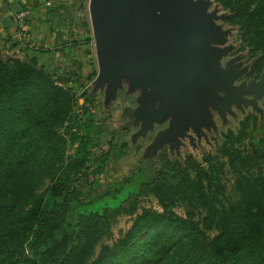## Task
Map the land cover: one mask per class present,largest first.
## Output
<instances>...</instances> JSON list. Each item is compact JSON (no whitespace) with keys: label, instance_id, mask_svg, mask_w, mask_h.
Returning <instances> with one entry per match:
<instances>
[{"label":"trees","instance_id":"obj_1","mask_svg":"<svg viewBox=\"0 0 264 264\" xmlns=\"http://www.w3.org/2000/svg\"><path fill=\"white\" fill-rule=\"evenodd\" d=\"M214 1L262 67L264 0ZM94 115L36 59L0 53V264H264V139L236 146L244 134L206 164L164 162L151 184L138 189L127 177L84 202L83 190L120 158L113 142L94 153L102 132ZM149 196L162 213L140 211ZM123 215L132 226L105 244Z\"/></svg>","mask_w":264,"mask_h":264},{"label":"water","instance_id":"obj_2","mask_svg":"<svg viewBox=\"0 0 264 264\" xmlns=\"http://www.w3.org/2000/svg\"><path fill=\"white\" fill-rule=\"evenodd\" d=\"M88 12L98 69L91 87L106 103L121 92L141 96L134 112L143 130L170 120L153 151L222 111L226 98L217 94L228 96L234 82L230 63L223 69L234 28L222 23L229 13L214 0H89Z\"/></svg>","mask_w":264,"mask_h":264},{"label":"flooded vegetation","instance_id":"obj_3","mask_svg":"<svg viewBox=\"0 0 264 264\" xmlns=\"http://www.w3.org/2000/svg\"><path fill=\"white\" fill-rule=\"evenodd\" d=\"M222 23L234 28L235 36L231 38L236 41L231 42L234 49L223 60L224 70L230 63L228 74L234 77V82L227 88L228 96L224 92L217 94L220 99L226 98L221 102L222 111L212 109L210 119L197 131L192 127L183 128L157 151L151 149L153 142L168 131L170 120L152 122V127L146 126L143 130L142 121L136 123L138 121L134 112L139 108L138 99L141 96L121 92L106 103L102 92L94 91L91 85L85 88L84 104L102 114L99 122L101 143L94 153H108L110 143L117 140L116 149L120 158L116 162L136 156L137 170H133L129 177L138 189L142 184L154 181L164 162L185 169L192 161L206 164L208 158L218 156L224 146L230 147V144L241 140L239 138L244 134H248V139L236 146L248 145L250 140L257 144L264 139V65L260 67L251 51L242 47L238 28L230 26L226 20ZM232 99L234 102L230 103ZM159 105L160 99L155 102L153 112L159 110Z\"/></svg>","mask_w":264,"mask_h":264},{"label":"rangeland","instance_id":"obj_4","mask_svg":"<svg viewBox=\"0 0 264 264\" xmlns=\"http://www.w3.org/2000/svg\"><path fill=\"white\" fill-rule=\"evenodd\" d=\"M64 2H73L71 7H73V4L78 7V5L82 4L83 9L78 10V19H79V38L74 37L73 42L78 43L76 44L74 48V53H72V57H69V62L66 63V56L67 54L63 55L67 49L66 41L67 38V32L64 29V24H62V21L59 20L57 17L51 16L52 20L49 22L48 29H52L53 32H55V45L52 46L51 42L47 44V46L43 47V45H33L30 43H26L27 39V22L28 19L25 23L24 27V36L22 39L13 40L9 41V47L7 49H1L0 48V53L4 56H11L15 58H19L20 60H28V59H36L39 63V67L44 68L41 66L39 59V55H34L36 51H43L44 49L47 50V53L51 54L53 52L58 51L59 54H61L59 57V66L54 70L53 72H48L55 79L59 80V82L64 83L65 86L72 87L74 92L77 93L78 100H79V105H84V98L83 92L85 91V88L90 86L92 81L94 80V75L97 72V61H96V53H95V45H94V40H93V35H92V30H91V25H90V18H89V12H88V3L89 0H63ZM71 4V3H70ZM64 7V6H63ZM72 9V8H70ZM65 13V11H64ZM63 14V13H62ZM88 25L89 31L86 33H83L82 26ZM226 27H229L228 25L225 24ZM75 28V29H74ZM74 30H77L76 26H74ZM57 29V30H56ZM56 30V31H55ZM19 31V34L21 33V28L17 26V31ZM52 34V33H51ZM235 36V35H234ZM233 36V38H234ZM86 40H84V38ZM232 38L230 39V42H232ZM24 43V46H20V44ZM233 43H236L234 41ZM79 46V50H78ZM13 47H20L21 50H16L14 53H10V49ZM9 53V54H8ZM50 60L52 61L56 60L55 56H49ZM52 57V58H51ZM45 57H42V60H44ZM42 62V61H41ZM44 63L46 62L45 60L43 61ZM58 64V62H57ZM77 112L79 113L80 109L76 108ZM92 112L95 114L93 117L94 123H98L101 121L102 114L96 112L95 109H92ZM117 140H115L114 147L116 148ZM247 147V146H246ZM262 151H264L263 148H259ZM73 148L69 149V154L73 152ZM247 154L251 153L252 149H243ZM197 159L200 158L199 155L196 154ZM199 160V159H198ZM136 162V156L133 155L128 159H124L122 162H116V159H111L102 174H100L96 179H95V184L88 188L83 190L82 193V200L84 202H87L90 199L95 198L98 195H103L109 193L114 186L119 185L122 180L125 178L129 177V175L132 173L133 170H137V167L135 165ZM232 175L227 174L225 183L228 186V189H232ZM49 182L45 181L43 183L42 188H46L49 186ZM42 189V190H43ZM140 211L143 208L151 209L157 212L162 213V208L159 206L158 201L156 198L153 196H149L147 198L142 199L141 203L139 204ZM174 211L180 215L184 216L186 213V208L183 205H179L175 207ZM134 220V216H128V215H123L118 218L116 224L113 226V238L111 240L105 241V244L112 245L115 241H117L120 237H122L128 229L132 226ZM99 251V248H98Z\"/></svg>","mask_w":264,"mask_h":264},{"label":"crops","instance_id":"obj_5","mask_svg":"<svg viewBox=\"0 0 264 264\" xmlns=\"http://www.w3.org/2000/svg\"><path fill=\"white\" fill-rule=\"evenodd\" d=\"M72 3L73 2L71 1L64 2L63 0H0V48L7 49L10 46V40H13L14 38L17 40L19 31L16 33L17 24L14 20V14L20 12L29 13L26 43L33 45L36 44L38 46L43 45V47H45L51 42V45L54 46L55 32H53L52 29H48L49 22L52 20L51 16H53L62 21L61 25L65 22L63 26L65 30L67 29L66 41H68V43H66V50L68 51L63 53V55L67 54L65 60L66 63L69 62L68 59L69 57H72L74 48L76 44H78L73 42V38H79V5L76 7V4H73V7H71ZM74 26H76L77 30H74ZM20 46H24V43L20 44ZM16 50L19 51L21 48L13 47L9 51L10 53H14ZM37 54L40 56L39 59L42 61H40L41 66H43L47 72H53L54 70L58 72L56 68L60 65L59 56L61 55L58 51L49 54L47 53V50L44 49L43 51H36L34 53V55ZM50 55L53 57L55 56L56 60H50ZM42 57H45V63L43 62L44 60H42Z\"/></svg>","mask_w":264,"mask_h":264},{"label":"built area","instance_id":"obj_6","mask_svg":"<svg viewBox=\"0 0 264 264\" xmlns=\"http://www.w3.org/2000/svg\"><path fill=\"white\" fill-rule=\"evenodd\" d=\"M29 16V13L28 12H20V13H17V14H14V20L17 24V26L19 28H21V33L18 34V39H22V37L24 36V27H25V23L27 21V18Z\"/></svg>","mask_w":264,"mask_h":264}]
</instances>
